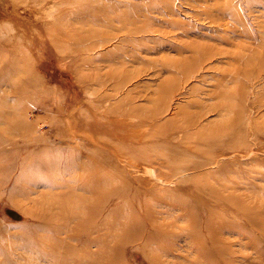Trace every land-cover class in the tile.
Returning a JSON list of instances; mask_svg holds the SVG:
<instances>
[{
    "label": "rangeland",
    "instance_id": "rangeland-1",
    "mask_svg": "<svg viewBox=\"0 0 264 264\" xmlns=\"http://www.w3.org/2000/svg\"><path fill=\"white\" fill-rule=\"evenodd\" d=\"M259 24L264 0H0V264H264Z\"/></svg>",
    "mask_w": 264,
    "mask_h": 264
},
{
    "label": "bare ground",
    "instance_id": "bare-ground-1",
    "mask_svg": "<svg viewBox=\"0 0 264 264\" xmlns=\"http://www.w3.org/2000/svg\"><path fill=\"white\" fill-rule=\"evenodd\" d=\"M253 19V18H252ZM261 23V22H260ZM260 28H258L257 32H251L250 34H247V41L246 42H241V45H244L242 48L245 49L247 52H245L244 50H242L240 52V56L238 55L237 59L238 61H240V63L245 64H255L256 67H258V71L255 74H250L247 72V70L244 71V77L245 80H247L249 83L261 74V71L264 69V52L262 53L261 50L264 51V24H259ZM246 35V34H245ZM219 39H223L226 42H230L229 41V37H219ZM196 45V44H195ZM196 47V46H195ZM261 49V50H260ZM178 52V51H177ZM228 53V52H227ZM222 54V53H221ZM236 55V56H237ZM261 56L260 60L258 59V57ZM234 57V56H233ZM229 59V57H228ZM233 61V60H232ZM232 63V62H230ZM236 63V62H235ZM237 65V64H236ZM250 66V65H249ZM215 68V67H214ZM255 68V67H254ZM253 68V69H254ZM241 70L243 71V67H241ZM241 71V74H242ZM225 71L222 72V76L225 77L226 80L231 81L232 78L229 77L228 75L224 74ZM238 74V70L236 69V75ZM218 76V74H217ZM235 77V76H234ZM203 78V77H202ZM204 79V78H203ZM0 80H3V74H0ZM241 86V85H240ZM239 86V87H240ZM218 87V86H217ZM238 87V86H237ZM242 87V86H241ZM243 89V88H242ZM237 90V89H236ZM241 90V89H240ZM244 90V89H243ZM242 90V91H243ZM260 100H264V99H260V98H255L254 104L255 106L259 107V102ZM264 102V101H263ZM263 104V103H262ZM151 116H153L156 112L155 111H149ZM132 117V116H131ZM228 118V117H227ZM123 131V130H122Z\"/></svg>",
    "mask_w": 264,
    "mask_h": 264
}]
</instances>
